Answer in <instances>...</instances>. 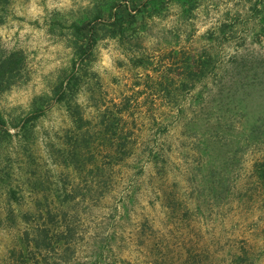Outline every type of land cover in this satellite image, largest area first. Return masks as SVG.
<instances>
[{"label":"rangeland","instance_id":"rangeland-1","mask_svg":"<svg viewBox=\"0 0 264 264\" xmlns=\"http://www.w3.org/2000/svg\"><path fill=\"white\" fill-rule=\"evenodd\" d=\"M16 51L0 264H264V0H0Z\"/></svg>","mask_w":264,"mask_h":264},{"label":"trees","instance_id":"trees-1","mask_svg":"<svg viewBox=\"0 0 264 264\" xmlns=\"http://www.w3.org/2000/svg\"><path fill=\"white\" fill-rule=\"evenodd\" d=\"M77 30H80L81 28L78 25H75ZM90 30L92 25L89 24ZM91 42L93 44L94 42V35L93 33L90 34ZM89 45V48H84L83 46H80V56L86 55L91 50V45ZM23 65V60L19 52H11L8 55L0 58V85L2 84H10L16 78L20 72ZM76 74L72 73L70 74V77L68 79L67 85L70 87L71 84H75L76 81ZM62 83L59 84L56 95L58 100H63L65 98L66 92L65 90H62ZM42 113V110L36 109L33 113H31L29 116H27L24 119V122H28L34 118H37Z\"/></svg>","mask_w":264,"mask_h":264}]
</instances>
